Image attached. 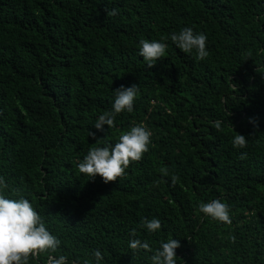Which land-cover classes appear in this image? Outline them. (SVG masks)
Returning a JSON list of instances; mask_svg holds the SVG:
<instances>
[{
	"label": "trees",
	"instance_id": "obj_1",
	"mask_svg": "<svg viewBox=\"0 0 264 264\" xmlns=\"http://www.w3.org/2000/svg\"><path fill=\"white\" fill-rule=\"evenodd\" d=\"M183 27L207 35L205 59L170 41ZM141 39L168 45L152 68ZM134 84L133 112L96 130L113 91ZM134 124L151 144L125 176L80 173L91 147ZM234 132L246 147H234ZM0 176L72 264L96 249L104 264H151L129 241L155 251L170 237L178 264H264V0H0ZM215 199L231 205V224L199 212ZM153 217L157 233L140 227Z\"/></svg>",
	"mask_w": 264,
	"mask_h": 264
},
{
	"label": "clouds",
	"instance_id": "obj_2",
	"mask_svg": "<svg viewBox=\"0 0 264 264\" xmlns=\"http://www.w3.org/2000/svg\"><path fill=\"white\" fill-rule=\"evenodd\" d=\"M117 12V9H112L109 15L115 16ZM169 39L185 53L195 51L200 60L209 55L208 37L204 32L183 27L179 32H171ZM167 47L168 45L160 40L141 39L138 55L143 58L148 68H152L165 56ZM113 92L114 102L111 109L100 115L93 125L98 131H104L105 125L108 130L114 128L118 114L133 112L139 87L136 84L127 88L121 86ZM215 127L220 128L221 122L216 121ZM151 135L145 125L134 124L129 131L120 135L118 142L114 144L106 138L101 139L99 140L101 146L91 147L78 163V169L90 179L99 176L105 184L118 181V178L126 175V169L131 162L140 161L149 151ZM233 145L244 148L247 145V138L235 133ZM241 158H244L243 153ZM7 190V183L4 177L0 176V264H28L29 258L39 253L49 254V264H72L66 254L54 255L60 248L61 240L48 230L31 201L24 195L11 197ZM199 212L225 224L232 222L231 205L226 201L215 199L207 203L202 202L199 204ZM161 226L162 222L156 217L145 218L140 225L149 233L159 232ZM134 233L135 230L133 235ZM128 247L136 252L142 250L152 252L151 264H178V261H182L176 255V250L181 247L180 239L174 237L162 241L155 251L148 242L139 239L130 240ZM91 257L92 259L85 260L84 264H104L105 256L100 249L94 250Z\"/></svg>",
	"mask_w": 264,
	"mask_h": 264
}]
</instances>
